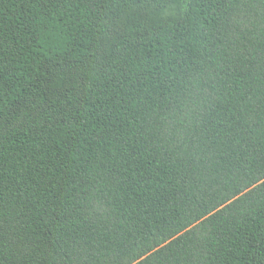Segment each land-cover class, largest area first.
Segmentation results:
<instances>
[{
    "label": "trees",
    "instance_id": "obj_1",
    "mask_svg": "<svg viewBox=\"0 0 264 264\" xmlns=\"http://www.w3.org/2000/svg\"><path fill=\"white\" fill-rule=\"evenodd\" d=\"M0 264H264V0H0Z\"/></svg>",
    "mask_w": 264,
    "mask_h": 264
}]
</instances>
